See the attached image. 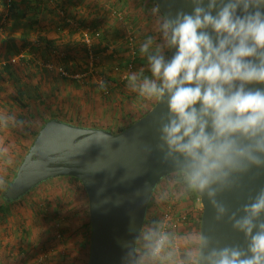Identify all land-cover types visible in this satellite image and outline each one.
<instances>
[{
  "label": "clouds",
  "instance_id": "1",
  "mask_svg": "<svg viewBox=\"0 0 264 264\" xmlns=\"http://www.w3.org/2000/svg\"><path fill=\"white\" fill-rule=\"evenodd\" d=\"M189 4L161 23L163 44L148 37L140 46L150 76L125 79L165 105L157 120L162 159L242 241L222 244L203 232L178 238L154 221L132 229L122 264H264V186L235 208L223 198L243 189V177L264 175V0ZM181 239L189 245L183 255Z\"/></svg>",
  "mask_w": 264,
  "mask_h": 264
},
{
  "label": "rangeland",
  "instance_id": "2",
  "mask_svg": "<svg viewBox=\"0 0 264 264\" xmlns=\"http://www.w3.org/2000/svg\"><path fill=\"white\" fill-rule=\"evenodd\" d=\"M138 1H96L99 8L96 9L95 17L102 15L104 4L109 5V11L106 12L107 20L111 24L107 28V38L110 44L103 39H93L97 48L96 50L94 45L92 47L94 57L96 51L100 54L97 61L95 58V62H98L96 63L98 70L90 79H66L61 77L55 69L43 67L45 61L39 63L46 70L38 73L35 77L39 84L33 88L34 95L31 100L21 104L17 103L19 108L17 106L14 108L15 111L11 112L16 120L12 118L6 125L5 123L0 124V145L3 149L0 153V174L5 169L2 164L3 157L8 154L11 158L14 156L12 153L14 151L8 150L16 145L19 147L24 145V149L21 151V157H23L33 141L31 131L39 130L43 123L49 119L57 118L75 125L103 128L116 133L137 121L152 108L157 100L140 96L137 92L132 91L128 87L126 79L122 83H104L103 87L102 84H99L100 78L107 80L109 77L115 76L112 72L114 66L126 65L132 58L129 46V52L123 46L128 36H134L132 48L137 53L140 52V46L148 37L154 38L155 45L164 42L160 25L165 18L151 0H147V2L153 9L142 7L143 2L140 0L141 5ZM2 3L6 5L5 0H2ZM133 3L139 6L135 7V12L134 7L126 8L127 5ZM5 5V9L8 8ZM123 11L126 14V20L124 15H122V19H118L114 15V12L122 13ZM99 30L100 35H105V31ZM73 43L76 45L74 46L76 52L71 54L77 55L80 59V64L76 65V61L73 63L77 67L76 69L70 66L72 63L66 65L63 62L56 64L51 60L46 61H49L53 66L63 65L70 71L81 69L88 59L85 45L81 39V31L79 38ZM113 48L117 51L115 54L112 53ZM167 53L168 50L165 49V54L168 55ZM21 54L22 56H18V58L23 62L29 59L26 52ZM136 55L138 54H135V57ZM56 56L54 54L52 58H56ZM133 62V68L127 71L126 75L143 70L145 75L150 76L146 57L141 55L139 62L136 60ZM41 74L46 75L39 77ZM104 90L107 92L109 90V92L104 93ZM110 90H112L111 93ZM16 110H19L20 113H15ZM0 115L7 117L1 113ZM15 154H17V163H19L22 158L19 156V160L18 152ZM16 167L12 171L18 168ZM17 201L0 219L2 227L8 228L16 241L13 243L14 253L7 258V263L10 261L9 264H36V258L44 255L45 264H87L91 229L88 198L80 183L70 177L49 179ZM201 213L199 197L195 192L185 189L176 172L164 177L155 187L143 227L152 225L154 221L165 223V215L168 214L174 218L175 222L178 220L175 228L170 227L168 231L175 232L176 237L182 238L187 234L200 232ZM4 219L7 220V223L6 221L5 223L1 222ZM167 225L172 224L168 222ZM178 242L181 245V255H183V248L189 245L183 244L182 239Z\"/></svg>",
  "mask_w": 264,
  "mask_h": 264
},
{
  "label": "water",
  "instance_id": "3",
  "mask_svg": "<svg viewBox=\"0 0 264 264\" xmlns=\"http://www.w3.org/2000/svg\"><path fill=\"white\" fill-rule=\"evenodd\" d=\"M152 1L164 18L180 9L191 10L189 0ZM164 111L165 105L156 101L144 116L116 133L49 119L33 137L2 197L14 202L49 179L76 178L88 198L87 264H122V243L131 239L132 229L143 228L155 187L176 173L157 149V120ZM242 184V190L223 196L233 208L264 186V175L243 177ZM196 194L202 207L200 232L222 244L242 241L230 224L215 220L207 199Z\"/></svg>",
  "mask_w": 264,
  "mask_h": 264
},
{
  "label": "crops",
  "instance_id": "4",
  "mask_svg": "<svg viewBox=\"0 0 264 264\" xmlns=\"http://www.w3.org/2000/svg\"><path fill=\"white\" fill-rule=\"evenodd\" d=\"M96 1L14 0L13 8L5 9L4 2L2 3L0 0V22H3L1 23L2 26L0 24L1 114L16 120L11 112L15 111L14 108L17 106L19 108L18 104L31 100L34 95L33 88L39 84H37L35 77L38 73L46 70L39 65L41 61L51 60L56 64L63 62L66 65L76 61V65L80 64L79 57L71 53L76 52L74 50L76 45L73 42L79 38L83 26H93L108 34L107 28L111 25L107 20L109 5L104 4L102 15L95 17L96 9L99 8ZM141 1L139 0L138 3H141L142 7L146 6L148 9H153L147 0ZM128 7H134L135 12V7L139 6L133 3L127 5L126 8L128 9ZM124 11L122 13L125 16ZM127 15L129 16V14ZM22 52H26L29 58L25 62L18 58V56H22ZM54 54L57 55L56 58H52ZM70 57L74 60L69 59ZM72 64L70 66L76 69L75 64ZM43 75L46 74H41L39 77H43ZM28 97L30 98L28 99ZM15 113L20 112L16 110ZM0 118H2L1 115ZM3 123L0 120V124L3 125ZM23 149L24 145L13 146L8 151H14L12 152L14 156L11 158L8 154L3 157L2 164L5 169L0 174V182L7 181L6 178L17 166V154L15 152H18L19 159ZM1 151L3 149L0 145V153ZM5 221L7 223L6 219L1 222L5 223ZM15 242L12 232L4 226L2 227L0 223V264L10 263V261L7 263V258L14 253L15 246L13 243Z\"/></svg>",
  "mask_w": 264,
  "mask_h": 264
},
{
  "label": "built area",
  "instance_id": "5",
  "mask_svg": "<svg viewBox=\"0 0 264 264\" xmlns=\"http://www.w3.org/2000/svg\"><path fill=\"white\" fill-rule=\"evenodd\" d=\"M5 2H6L7 7L9 8L11 6L13 0H5ZM114 15L118 19H122L123 14L121 12H114ZM80 31H81V39L85 45L87 58H88L84 67H82L81 69L70 71L69 68H67L63 65L53 66L52 64L49 63V61H45L42 66L46 67L47 69H55L61 77L66 78V79H72V80L90 79L93 76V74L97 72L96 71L97 70L96 62H95V57H94V54L92 51V47H93V39H98L101 36L100 30L97 28H94L92 26H83ZM125 42L127 43V45L130 48V54H131L132 58L125 65V70L123 71L124 74L122 75L123 80L126 77V72L129 71L130 69H132L133 65H134L133 60H134L135 50H133V48H132V46L134 44V36H132V35L128 36L126 38ZM99 80H100V82H99L100 85L101 84L105 85L103 78L102 79L100 78ZM108 92H109V90H108ZM108 92H107V90H104V93H108ZM165 220H166L165 224L167 226V230L170 229V227L175 228V226L177 225V221H178L177 220L175 222L174 218H172L168 214L165 215ZM168 222L171 223L172 225H167ZM174 234H175V232H174ZM36 264H45V256L40 255L39 257H37L36 258Z\"/></svg>",
  "mask_w": 264,
  "mask_h": 264
},
{
  "label": "trees",
  "instance_id": "6",
  "mask_svg": "<svg viewBox=\"0 0 264 264\" xmlns=\"http://www.w3.org/2000/svg\"><path fill=\"white\" fill-rule=\"evenodd\" d=\"M152 1V0H151ZM152 3L155 5V3L152 1ZM13 6H14V1L12 2V4H11V6H10V8L12 7L13 8ZM156 8H157V6H156ZM158 9V8H157ZM158 11H159V9H158ZM159 13L162 15V13L159 11ZM163 16V15H162ZM124 19L126 20V17L124 16ZM93 27V26H92ZM107 34L105 33V35H101L98 39L99 40H105V41H107V43L108 44H110V42H108V38H107ZM106 44V43H105ZM93 45H94V43H93ZM123 46H125V50L127 49V51L129 52V48H128V45H127V43L125 42V44L123 45ZM94 48H96L95 47V45H94ZM96 50H97V48H96ZM117 51H116V49L115 48H113V51H112V53L113 54H115ZM100 53L98 52V51H96L95 52V58H96V61H97V57H98V55H99ZM135 54H138V55H136V57H135ZM135 54H134V60H136V62H139L140 61V59H141V53L140 52H135ZM168 54V53H167ZM139 55H140V57H139ZM143 56V55H142ZM96 63H98V62H96ZM118 66V67H117ZM96 68H97V70H98V64H96ZM96 70V71H97ZM125 70V65H123V66H120L119 64L118 65H116V66H114L113 68H112V72L114 73V75L115 76H113V77H109L107 80H104V83L106 84V83H108V82H111V83H119V82H124V80H123V78H122V75L124 74L123 73V71ZM112 89H114V88H112ZM112 92V90H110V93ZM45 123V122H44ZM43 123V124H44ZM123 130V129H122ZM121 131V130H120ZM37 132H38V130L37 131H31V135H32V137H34V136H36V134H37ZM20 158H22L21 156H20ZM20 160V159H19ZM20 163V162H19ZM19 163H17V167H18V165H19ZM16 167V168H17ZM16 170H14L12 173H11V175L10 176H8L7 178H6V180L7 181H4V182H0V219L1 218H3V216L5 215V212L9 209V207L12 205V204H15L16 202H18V201H14V202H6L5 200H4V198L2 197V190H3V188H6V186L8 185V183L10 182V180L12 179V177H13V174H14V172H15ZM71 179H74L76 182H78V183H80L76 178H73V177H70ZM81 184V183H80ZM90 241V240H89Z\"/></svg>",
  "mask_w": 264,
  "mask_h": 264
}]
</instances>
